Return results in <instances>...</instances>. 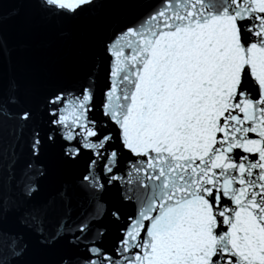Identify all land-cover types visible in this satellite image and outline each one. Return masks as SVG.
I'll return each mask as SVG.
<instances>
[{
    "label": "snow or ice",
    "instance_id": "obj_1",
    "mask_svg": "<svg viewBox=\"0 0 264 264\" xmlns=\"http://www.w3.org/2000/svg\"><path fill=\"white\" fill-rule=\"evenodd\" d=\"M39 2L52 16H75L94 0ZM106 50L110 127L89 119L91 83L49 101L65 105L52 123L67 157L92 152L87 187L103 190L95 168L104 162L107 183L123 182L124 199L139 206L114 254L98 246L101 231L80 264H264V0H161ZM14 102L0 95V110ZM40 143L36 132L34 152ZM120 149L137 158L127 180L115 174Z\"/></svg>",
    "mask_w": 264,
    "mask_h": 264
},
{
    "label": "water",
    "instance_id": "obj_2",
    "mask_svg": "<svg viewBox=\"0 0 264 264\" xmlns=\"http://www.w3.org/2000/svg\"><path fill=\"white\" fill-rule=\"evenodd\" d=\"M160 3L94 0L75 16H52L39 0H4L0 8V95L15 102L0 110L3 264H63L65 260L80 264L101 231L98 246L108 252L117 247L124 218L136 214L138 202L124 199L127 186L123 182L107 183L108 177L101 172L104 162L95 168L103 190L84 184L92 152L82 149L76 159L65 155L67 142L52 123L57 117L51 114L65 105L49 101L61 93L68 98L80 95L91 83L95 107L89 119L110 127L102 107L113 60L106 45ZM26 111L31 118L19 119ZM36 132L41 143L34 152ZM136 159L120 149L115 174L127 180L130 164ZM28 187L35 190L28 194ZM117 210L119 221L112 215ZM83 223H89L85 234L78 231ZM13 241L17 242L16 255L12 254Z\"/></svg>",
    "mask_w": 264,
    "mask_h": 264
}]
</instances>
